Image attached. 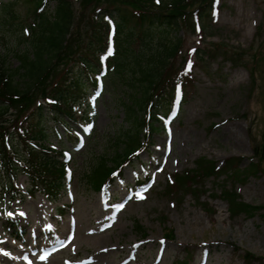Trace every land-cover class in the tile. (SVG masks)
<instances>
[{
    "label": "rangeland",
    "instance_id": "1",
    "mask_svg": "<svg viewBox=\"0 0 264 264\" xmlns=\"http://www.w3.org/2000/svg\"><path fill=\"white\" fill-rule=\"evenodd\" d=\"M203 1H184L180 30L175 33L178 50L185 58L187 53L193 54L196 45L209 52L194 65L187 63L191 64L186 74L190 84L183 88V100L175 116L163 129L158 127L143 135L145 151L122 168L121 180L111 184L107 198L90 189L83 174L94 158L104 153L112 156L109 139L130 126L120 105L129 92L119 82L115 91H110L106 83L101 96L86 93L89 103L84 105V114L89 126H73L83 140L77 148L62 132L60 139L50 133L51 145L63 141L62 146L70 149L66 154L69 180L55 201L48 202L38 193L29 197L27 176L18 169L8 174L0 162V264H264L262 165V173L249 175L243 182L233 181L229 175L232 171L207 177L197 183L200 188L196 187L193 195L188 188L168 189L166 185L173 173L196 171L201 159L220 165L238 158L240 169L245 170L256 163L253 149L260 147L264 131V0H214L209 14L204 11L207 6L199 7L202 14L195 24L202 32L192 31L190 13ZM0 2V53L5 57V53L29 51V44L22 45L27 42L21 33L24 37L23 30L32 23V7L27 0ZM12 2L15 20L5 25L2 5ZM53 5L54 1L48 0L47 11ZM94 5L82 8L81 0H69L71 33L77 31V37L69 39L74 52L78 50L77 41L84 39V31L94 24L90 20ZM83 13L85 17H80ZM133 31L136 33V28ZM197 34H202V41ZM157 35H152L154 44ZM130 47L141 50L138 40ZM183 55L177 52L167 69L180 67ZM9 60L12 69L18 65L14 56ZM63 65L59 62L56 70ZM137 87L134 84L135 90ZM10 113L6 118H12ZM47 120L46 126H51V120ZM65 138H70L71 147ZM17 152L15 158L20 160V149ZM134 172L141 179L144 175L149 179L146 190L132 189ZM12 182L19 200L2 197ZM221 192L234 193L257 212L250 218L231 216ZM59 208L61 218L56 216ZM9 219H18L27 227L22 240H16L6 227ZM135 225L141 229L136 230ZM167 231H171V240L163 239ZM244 253L253 258H244Z\"/></svg>",
    "mask_w": 264,
    "mask_h": 264
},
{
    "label": "trees",
    "instance_id": "2",
    "mask_svg": "<svg viewBox=\"0 0 264 264\" xmlns=\"http://www.w3.org/2000/svg\"><path fill=\"white\" fill-rule=\"evenodd\" d=\"M184 1L188 0H81L82 8L95 4L90 15L94 24L84 31L83 41H77L78 50L75 53L69 43V39L77 37L76 29L71 33L73 17L69 0H54L50 12L46 9L47 0H27L26 3L32 7V23L28 27L29 37L26 39L21 33V38L27 42L22 45L29 44V51L9 55L5 53V57L0 53V162L8 174L22 168L33 189L44 193L50 200L58 194L63 186L64 163L61 153L51 150L46 144L51 131L55 134L59 132L55 127L56 122L64 125L66 121L73 123L74 108L80 104V99L88 89L96 88L93 74L98 71L97 58L106 55V34L111 27L113 45L111 55L106 60L108 74L104 79L110 91H115L119 82L123 90L129 92L120 105L126 123L130 126L119 136L109 139L113 146L112 156L108 157L109 153H104L94 158L88 171L83 174L84 183L93 191L109 183L111 171L124 164L133 151L144 147L142 128L145 126L146 130H156L160 127V124L156 125L155 117L163 114L166 107L171 105L174 90L184 88L189 83L182 74L188 57L186 54L185 58V54L178 50L180 43L175 33L180 30L178 23L184 15L181 10L185 6ZM13 2L3 7L1 19L3 23L6 21L5 25H11L15 20L10 9ZM201 6H207V10H204L207 14L210 1L201 2L190 13L192 31V20L200 19ZM83 16L84 13L80 15ZM125 27L131 28L124 30ZM101 30L104 36L102 33L100 39ZM155 32L158 35L154 44L152 35ZM134 40L140 42L141 50H132L130 44ZM98 42L101 43L96 47ZM177 52L183 55L180 56L182 62L180 67L171 71V68H167L174 63ZM208 52L194 49L195 61H200ZM13 56L18 65L12 69L8 63ZM59 62L64 65L58 71ZM134 84L139 85L136 90ZM8 112H11L12 118H6ZM48 118L53 127L46 126ZM17 149L21 152L20 160L15 158V155H19ZM253 155L256 163L250 164L245 170L240 169L238 158L225 160L220 166L201 159L197 162L196 171L182 172L168 189L188 188V193L193 195L198 190L196 187L200 188L197 183L210 176L232 171L233 174L229 173L231 179L243 182L249 175L262 173L260 166L264 167V131L260 147L253 149ZM16 162L19 167L15 165ZM10 192L15 190L11 187ZM30 194L33 192L30 191ZM221 195L227 202L228 214L231 216L250 218L257 212L256 207L242 203L234 193L221 192ZM8 226L13 227L14 223ZM135 228L138 231L141 229L138 225ZM165 237L170 238L171 231L165 232ZM247 257L253 258L244 253V258Z\"/></svg>",
    "mask_w": 264,
    "mask_h": 264
},
{
    "label": "snow or ice",
    "instance_id": "3",
    "mask_svg": "<svg viewBox=\"0 0 264 264\" xmlns=\"http://www.w3.org/2000/svg\"><path fill=\"white\" fill-rule=\"evenodd\" d=\"M109 55H111V52H109ZM188 68H189V70L191 69V64H189ZM145 190H146V189H145ZM140 198L143 199L142 196H141Z\"/></svg>",
    "mask_w": 264,
    "mask_h": 264
},
{
    "label": "bare ground",
    "instance_id": "4",
    "mask_svg": "<svg viewBox=\"0 0 264 264\" xmlns=\"http://www.w3.org/2000/svg\"><path fill=\"white\" fill-rule=\"evenodd\" d=\"M195 222H197V220H195Z\"/></svg>",
    "mask_w": 264,
    "mask_h": 264
}]
</instances>
